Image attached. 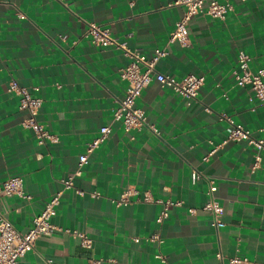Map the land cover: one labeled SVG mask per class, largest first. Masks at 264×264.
Instances as JSON below:
<instances>
[{
  "label": "crops",
  "instance_id": "1",
  "mask_svg": "<svg viewBox=\"0 0 264 264\" xmlns=\"http://www.w3.org/2000/svg\"><path fill=\"white\" fill-rule=\"evenodd\" d=\"M174 1L65 0V5L58 0H0V184L21 176L32 195L28 202L0 193V215L20 232L33 227L34 218L76 169L87 143L111 124L116 101L125 93L119 69L127 59L114 48L91 45L83 36L87 23L109 27L147 56L166 49L168 55L158 64L162 72L178 79L190 73L205 78L199 101L191 105L171 89L150 83L137 105L159 135L147 128L126 132L120 122L113 123L109 138L75 179L84 194L63 193L52 221L87 233L92 248L56 232L38 237L18 264H46L47 259L88 264L92 258L104 259V264H161L158 253L169 264H231L236 254L264 264V150L244 140L229 141L205 160L230 131L219 113L264 138V105L250 86H237L233 76L240 50L251 57L253 72L264 68V0H230L234 9L224 20L195 14L187 48L169 42L185 11ZM12 80L42 98L38 118L59 135V142L39 145L21 127L26 113L18 109L19 97L7 92ZM257 155L261 161L255 166ZM209 179L216 181L215 197L224 208L219 228L202 209L209 199ZM129 185L183 204L157 223L160 204L116 206L110 201ZM92 192L101 197H91ZM191 207L195 214L189 213ZM156 233L161 243L146 240Z\"/></svg>",
  "mask_w": 264,
  "mask_h": 264
},
{
  "label": "built area",
  "instance_id": "2",
  "mask_svg": "<svg viewBox=\"0 0 264 264\" xmlns=\"http://www.w3.org/2000/svg\"><path fill=\"white\" fill-rule=\"evenodd\" d=\"M65 4V0H58ZM246 2L248 0H241ZM174 4L185 7L183 17L175 23V26L169 34V42L178 43L181 47L187 48L191 45L188 25L192 17L201 13L210 17L224 20L229 12L233 11L234 6L230 0H175ZM17 16L22 18L24 15L17 12ZM63 39L64 35H60ZM83 36L89 40L91 45L100 48H114L118 50L126 59L127 63L119 69L120 77L126 82L124 96L118 99L113 112L111 124L102 126L99 134L92 141L87 143L85 152L82 153L77 162L76 169L62 181V187L57 190L49 201L45 204L42 211L33 220V227L26 232L18 231L14 225L3 215H0V264H18L20 259L35 247V242L40 236H51L56 232H62L77 239L85 248L93 247L92 238L85 232L59 227L52 221L57 208L61 203V197L67 190H73L82 195L83 191L76 187L75 179L82 176L83 169L88 163L89 157L95 152L110 136L112 124L120 122L126 132L142 131L147 128L154 134L159 135L155 125L149 122L146 111L137 105V99L142 91L152 82H157L161 87H167L176 94L185 99L188 105L199 101V91L204 85L205 78L202 75L190 73L182 79H178L168 73L158 69V64L162 58L168 55L166 49H155L152 56H147L138 48H132L128 44V39L120 40L114 36L109 27H103L94 22L86 24V30ZM128 38L131 35H127ZM251 57L248 53L240 50L238 53V67L234 70L233 76L235 84L239 87L250 86L253 91V97L264 105V68L253 72L250 69ZM60 87V85H58ZM37 88H33L36 90ZM7 92L19 97L18 109L24 111L26 116L21 120L22 128L31 131L39 145L59 142V135L51 132L39 120V109L43 100L41 97L33 95L32 90L20 85L12 80L7 86ZM227 98V95H225ZM207 112H212L208 106ZM219 119L225 121L230 126V131L226 139L220 145L211 149L205 160L214 154L223 144L229 141H247L249 145L264 150V138L257 137L245 126L238 124L226 113H219ZM261 161V156L257 155L255 166ZM195 178L199 180L201 173L195 169ZM217 184L214 179L208 180V201L202 209L213 215V225L217 228L223 227L224 223L219 220V215L224 211L223 206L215 197ZM0 193L8 196H17L25 201H31L32 195L26 192L24 178L14 176L6 179L0 184ZM91 197H101L99 192L90 193ZM110 201L116 206H126L135 202L157 203L162 205L161 211L157 216L156 222L162 223L170 216V209L174 206H181L183 201L172 199H161L155 197L150 191L139 190L135 186H127L123 189L117 198H111ZM190 214H195L196 209H188ZM148 241L162 242L160 234L156 233L148 237ZM217 257L223 261V255L217 254ZM161 264H169L167 257L161 253L156 255ZM231 264H255L250 258L244 255L236 254L229 259ZM105 260L92 258L88 264H104ZM46 264H54L51 259L45 261Z\"/></svg>",
  "mask_w": 264,
  "mask_h": 264
}]
</instances>
